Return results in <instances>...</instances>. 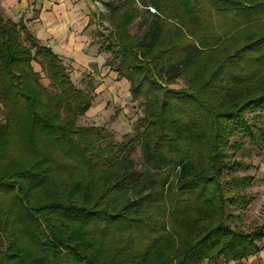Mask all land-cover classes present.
I'll use <instances>...</instances> for the list:
<instances>
[{"label":"trees","instance_id":"obj_1","mask_svg":"<svg viewBox=\"0 0 264 264\" xmlns=\"http://www.w3.org/2000/svg\"><path fill=\"white\" fill-rule=\"evenodd\" d=\"M107 7L115 22L101 46L106 65L144 105L122 143L103 126L75 124L94 96L22 20L0 17V264H201L258 254L264 226L246 232L225 216L228 206L248 208L255 180L232 176L244 164L227 159L231 140L264 147V0ZM137 20L143 35L130 33ZM180 78L187 88H169Z\"/></svg>","mask_w":264,"mask_h":264},{"label":"rangeland","instance_id":"obj_2","mask_svg":"<svg viewBox=\"0 0 264 264\" xmlns=\"http://www.w3.org/2000/svg\"><path fill=\"white\" fill-rule=\"evenodd\" d=\"M114 1L117 4L123 2V0H92L95 7L93 14V23L96 25L93 34L95 42H92L90 46H85V54L89 55L93 61L76 60L66 52L61 54L63 62L69 68L73 83L94 96L88 113L75 120V124L77 126H103L114 134L118 143H122L129 140L128 135L135 133L137 121L143 116L144 105L132 101L129 83L119 79L117 73L106 65L110 54L101 49L105 37L114 31L115 17L107 7ZM136 5L140 6L138 1ZM151 12H155L154 9H151ZM1 15L5 19H11L3 12ZM101 15L104 16L102 20ZM144 32L145 25L140 20H137L130 29L133 35H143ZM33 66L37 72H41L48 86L50 82L42 72L41 66L36 62ZM187 87L188 82L185 78H180L176 80V83L169 85L171 89ZM51 91H54V88H51ZM262 114L261 122L264 127V112ZM247 116L251 117L250 114ZM5 117V110L0 105V126L5 124ZM132 157L136 163H141L140 148ZM227 159L244 164L240 169L233 168L232 174L234 175L232 176H254L255 180L245 190V193L253 198V202L243 210L228 206L225 221L233 227L252 232L256 227L264 226V147L253 145L248 138L237 135L231 140V147L227 150ZM231 217L234 219H230ZM259 245L261 252L247 257L242 262L221 258L214 262L204 261L201 264H264V240Z\"/></svg>","mask_w":264,"mask_h":264},{"label":"crops","instance_id":"obj_3","mask_svg":"<svg viewBox=\"0 0 264 264\" xmlns=\"http://www.w3.org/2000/svg\"><path fill=\"white\" fill-rule=\"evenodd\" d=\"M1 12L11 19H5ZM94 13L92 0H0L1 18L22 20L44 46L62 59L61 53L66 52L76 60L93 61L85 54V46L95 42Z\"/></svg>","mask_w":264,"mask_h":264}]
</instances>
